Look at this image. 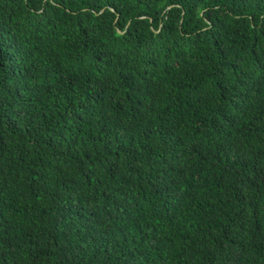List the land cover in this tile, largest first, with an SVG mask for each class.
I'll return each mask as SVG.
<instances>
[{"label": "trees", "instance_id": "trees-1", "mask_svg": "<svg viewBox=\"0 0 264 264\" xmlns=\"http://www.w3.org/2000/svg\"><path fill=\"white\" fill-rule=\"evenodd\" d=\"M0 264H264V0H0Z\"/></svg>", "mask_w": 264, "mask_h": 264}]
</instances>
